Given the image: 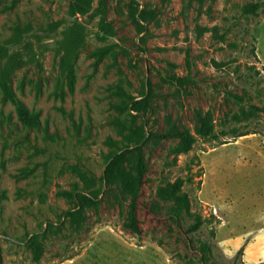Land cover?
I'll list each match as a JSON object with an SVG mask.
<instances>
[{
  "label": "rangeland",
  "instance_id": "1",
  "mask_svg": "<svg viewBox=\"0 0 264 264\" xmlns=\"http://www.w3.org/2000/svg\"><path fill=\"white\" fill-rule=\"evenodd\" d=\"M72 1L0 0V43L29 28L39 53L12 88L41 124L24 125L0 90V264L264 263V113L251 114L264 108V7L243 14L264 0H108L106 22L79 18L86 44L62 103L58 45ZM208 113L213 130L202 137ZM142 125L135 235L129 197L106 169ZM172 125L195 136L191 150L178 153L179 140L163 136ZM179 178L177 203L189 206L182 218L158 196ZM90 193L98 210L78 198ZM190 214L204 220L197 234L187 232Z\"/></svg>",
  "mask_w": 264,
  "mask_h": 264
},
{
  "label": "trees",
  "instance_id": "2",
  "mask_svg": "<svg viewBox=\"0 0 264 264\" xmlns=\"http://www.w3.org/2000/svg\"><path fill=\"white\" fill-rule=\"evenodd\" d=\"M108 0H73L70 7L71 24L62 34L59 41V51L61 52L60 73L56 84V91L62 103L65 102L67 92L72 94L75 87V61L78 53L86 44V27L81 23L79 18L86 17L91 13H97L101 16L102 21L106 22ZM264 7V1L257 2L246 7L243 14L246 16H255L259 10ZM30 29L17 27L13 35L0 43V90L3 97L10 101L15 107L17 115L21 122L32 130L41 129L40 119L36 112L30 111L20 100L12 88V77L27 65L36 62L38 52L34 49L33 43L29 39ZM227 34V33H226ZM226 34L222 39H225ZM28 36V37H27ZM110 52L109 48H104L96 52L101 58ZM147 99H145V102ZM135 104L133 110H137ZM252 115L257 116L264 113V108L253 107ZM62 112L64 113L63 109ZM213 130V119L208 113L197 127L196 133L202 137H208ZM249 134L241 135L247 136ZM163 136L178 139V153H184L191 150L195 143V136L187 131L181 130L174 125L170 126ZM146 138L144 125L133 129L131 136L126 137L117 151L110 155L107 161L106 176L107 180L116 184L121 192L129 197L130 220L127 227L135 235L141 234V229L137 217L138 199L146 174V163L143 151V141ZM130 166V167H129ZM184 185L182 179H177L174 183L167 185L164 189H159L158 196L166 201L177 203L178 194ZM80 200L99 209L100 202L97 201L98 194L90 193V196L79 195ZM184 213H189V206L186 200H181L175 208V216L182 218ZM78 216V215H76ZM192 223L188 226V234H197L201 231L204 220L198 214H190ZM33 254L35 261L40 260L41 244L39 234H34ZM204 254L212 255L213 249L209 244L201 247ZM237 260V259H236ZM236 263V261H235ZM264 264V263H262Z\"/></svg>",
  "mask_w": 264,
  "mask_h": 264
}]
</instances>
